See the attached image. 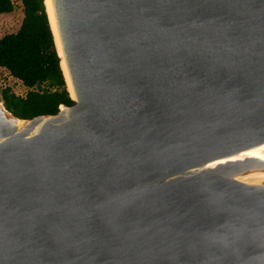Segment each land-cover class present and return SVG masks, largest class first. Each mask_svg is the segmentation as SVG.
Returning <instances> with one entry per match:
<instances>
[{
	"label": "water",
	"instance_id": "95a60500",
	"mask_svg": "<svg viewBox=\"0 0 264 264\" xmlns=\"http://www.w3.org/2000/svg\"><path fill=\"white\" fill-rule=\"evenodd\" d=\"M52 5L74 104L0 101V264H264V162L208 167L264 145V0Z\"/></svg>",
	"mask_w": 264,
	"mask_h": 264
},
{
	"label": "trees",
	"instance_id": "16d2710c",
	"mask_svg": "<svg viewBox=\"0 0 264 264\" xmlns=\"http://www.w3.org/2000/svg\"><path fill=\"white\" fill-rule=\"evenodd\" d=\"M24 19L16 33L0 39V67L23 82L25 96L11 87L0 88L6 108L15 116L30 119L53 115L62 105L72 106L61 58L45 0H22ZM14 0H0V14L15 10ZM1 101V100H0Z\"/></svg>",
	"mask_w": 264,
	"mask_h": 264
},
{
	"label": "bare ground",
	"instance_id": "6f19581e",
	"mask_svg": "<svg viewBox=\"0 0 264 264\" xmlns=\"http://www.w3.org/2000/svg\"><path fill=\"white\" fill-rule=\"evenodd\" d=\"M45 3L47 6V11H48V14L50 17L53 32L55 34L56 43H57V46L59 48V52L61 55H63L62 50H61L60 41H59V35H58L57 27H56L52 0H45ZM62 65H63V69L65 71V75H66V78L68 81L69 78H68V73L66 70L64 60L62 62ZM68 82L70 84V81H68ZM70 90L72 92L71 86H70ZM23 124H24V122H18L19 126H22ZM245 158H257L260 161L264 162V145L253 148V149L248 150V151H245V152H243L237 156H234L232 158L224 159V160H220V161L211 163L208 167H215L219 164L226 163L227 161H239V160H243ZM236 179L243 182V183L250 184V185H264V170H261L259 168H254L253 170L249 171V173H246V174L241 175V176H237Z\"/></svg>",
	"mask_w": 264,
	"mask_h": 264
},
{
	"label": "rangeland",
	"instance_id": "374dc122",
	"mask_svg": "<svg viewBox=\"0 0 264 264\" xmlns=\"http://www.w3.org/2000/svg\"><path fill=\"white\" fill-rule=\"evenodd\" d=\"M15 1V10L12 13L0 14V39L7 34L16 33L24 19V6L22 0ZM11 87L12 90L21 96H25L28 88L22 81L13 77L8 70L0 67V88ZM0 100L2 97L0 95Z\"/></svg>",
	"mask_w": 264,
	"mask_h": 264
},
{
	"label": "crops",
	"instance_id": "0c3cea01",
	"mask_svg": "<svg viewBox=\"0 0 264 264\" xmlns=\"http://www.w3.org/2000/svg\"><path fill=\"white\" fill-rule=\"evenodd\" d=\"M19 80V79H18Z\"/></svg>",
	"mask_w": 264,
	"mask_h": 264
}]
</instances>
